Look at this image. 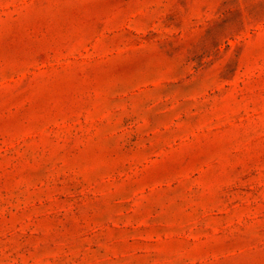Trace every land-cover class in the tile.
<instances>
[{
    "label": "rangeland",
    "instance_id": "1",
    "mask_svg": "<svg viewBox=\"0 0 264 264\" xmlns=\"http://www.w3.org/2000/svg\"><path fill=\"white\" fill-rule=\"evenodd\" d=\"M0 264H264V0H0Z\"/></svg>",
    "mask_w": 264,
    "mask_h": 264
}]
</instances>
